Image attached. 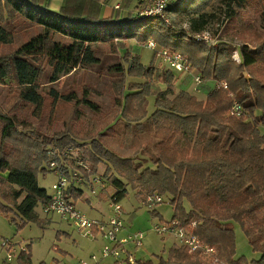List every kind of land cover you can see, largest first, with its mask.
<instances>
[{
    "label": "trees",
    "instance_id": "obj_1",
    "mask_svg": "<svg viewBox=\"0 0 264 264\" xmlns=\"http://www.w3.org/2000/svg\"><path fill=\"white\" fill-rule=\"evenodd\" d=\"M253 1L262 10L260 30H264V0H182L168 12L170 21L178 19L187 25V30L179 31L168 29L159 19L138 16L125 22H105L100 20L97 6L84 0L67 1L58 12H51L46 0H0V48L11 45L20 33L37 31L13 52L0 54V83H13L9 89L15 104L34 105L36 114L44 107L45 95L52 101V109L69 108L64 132L49 137H30L18 131L12 118L0 113V214L18 229L39 223L35 209L48 203L49 195L39 187L38 175L53 173L51 162L73 169L77 162L85 163L91 171L84 173L86 180L97 175L103 164V178L115 189L110 199L120 202L127 188L144 198L157 195L173 209L172 219L160 223L178 221L226 264H264V36L240 21V30L231 36L241 41L237 47L226 42L209 47L194 39L220 18L216 13L221 9L225 8L226 21H232L239 18L238 10ZM129 40L141 46L151 40L161 50L186 57L192 71L204 77L206 97L200 100L185 91L173 95V72L159 71L153 63L143 66L138 55L122 47ZM102 45H109L112 55L124 51V65H111L108 72L114 76V106L125 131L134 128L153 139L154 153H143L139 161L120 158L97 140H91L80 158L69 159L68 148H82L70 123L83 117V107L94 113L99 107L89 99L93 93L89 87H83L81 96L74 91L59 96L52 88L44 89L74 70L96 67ZM128 78L143 83L127 84ZM220 82L226 83L227 91L214 87ZM156 83L165 89L160 90ZM125 90L135 92L131 104H123ZM149 98L154 99L150 114ZM234 102L242 108L239 118L230 115ZM132 146L137 156L144 152L136 138ZM86 189L69 187L66 197L76 203ZM106 190L105 185L100 194ZM150 211L159 217L155 208ZM235 226L251 252L259 255L257 260L236 257ZM207 263L203 255L189 254L177 246L158 262ZM18 264H31L30 254L21 251Z\"/></svg>",
    "mask_w": 264,
    "mask_h": 264
},
{
    "label": "rangeland",
    "instance_id": "obj_2",
    "mask_svg": "<svg viewBox=\"0 0 264 264\" xmlns=\"http://www.w3.org/2000/svg\"><path fill=\"white\" fill-rule=\"evenodd\" d=\"M225 8L216 13L219 19L206 28L204 35L217 45L219 42H226L234 47L241 44L238 39H232L233 33L240 30V21L244 24L252 25L256 30L261 31L264 36V30H260L261 8L253 1L245 6L243 10H238L239 18L232 21H226L224 13ZM51 12H53L51 10ZM209 13H213L208 9ZM172 28L176 30H187V25L180 24L179 20L171 21ZM37 33L35 30H27L14 37L11 45L2 46L0 48L1 55H7L24 44L28 39ZM198 42V41H197ZM203 43V42H201ZM208 46V44L203 43ZM121 45V44H120ZM125 51H129L132 55H138L140 63L148 66L153 63L154 67L159 71L168 70L162 59L158 58L156 53L142 48L135 41L129 40L122 46ZM213 47V46H209ZM121 48V47H120ZM101 53L97 54L99 63L96 67L87 69H77L68 75L60 78L54 85H45L46 90L54 89L60 96L74 91L81 96L83 87H89L93 93L89 99L99 107V112H91L87 108H82L83 117L77 122H71V130L76 138V143L82 148H68V158L78 159L81 157L83 150L89 149L91 140L99 141L104 148L111 151L120 158L135 159L137 161L154 153L153 139L150 134H139L134 128L130 132L125 131V123L120 118V111L115 108V93L112 90L113 75L108 72V67L116 63H121L124 51H119L118 55L110 53L109 45L100 47ZM160 49L157 48V51ZM232 59L237 63L239 61L236 53H233ZM176 80L173 81L171 88L173 95L180 91L195 94L198 99L203 100L206 97L207 90L205 79L203 77V87L201 86L196 92L194 79L191 75L179 74L172 71ZM45 82V81H43ZM8 83V82H6ZM128 83H143L142 80L127 79ZM213 83V82H212ZM9 84L0 83V113L12 118L17 124V129L24 134L37 137L52 136L54 134L63 133L65 130L64 122L68 121V107L52 109L51 100L45 95V104L39 114H36V108L29 103L15 104L12 98L13 94L9 89ZM156 87L164 90L163 84L156 83ZM211 88V85L208 86ZM134 91L125 90L123 96V104H131ZM172 98V97H170ZM148 112H153V98H149ZM264 134V129H261ZM136 138L140 147L137 156L132 146L133 139ZM50 149V148H49ZM105 165L98 167L97 176L100 181H104L107 190L104 194L98 193L97 196H91L87 190H83L84 194L80 200L76 202V209L88 219H106L112 214L109 208V199L115 194V189L111 187L106 178H103ZM54 173H46L44 176L38 175V185L45 190L47 195L52 192V185L56 184ZM144 197L136 194L135 191L127 188V195L123 200L118 202L123 210V226L124 230L119 233V237L137 231L145 233L143 238V248L135 250L133 246H127L128 252L136 261H151L158 264L160 258H167V251L173 246L174 241L167 237H162L152 232L154 224L160 223V220L168 222L172 219L173 209L168 202H163L155 209L159 213V217H153L150 210L142 206ZM88 201V203H87ZM35 213L38 216L39 223H29L21 228H17L10 223L8 218L0 214V264L5 259L7 252H12L13 259L11 264H18V257L21 251L30 254L31 264H79L80 262L91 263V257L94 256L99 264H124L122 260L124 256H120L118 260L114 258L102 259V249L106 245L100 239H91L81 234L70 223L62 221L57 215H45L41 210V205L37 206ZM161 218V219H160ZM236 257L244 259L257 260L259 255L251 252L247 240L238 226L234 227ZM167 238V239H164ZM10 244V249H7Z\"/></svg>",
    "mask_w": 264,
    "mask_h": 264
},
{
    "label": "built area",
    "instance_id": "obj_3",
    "mask_svg": "<svg viewBox=\"0 0 264 264\" xmlns=\"http://www.w3.org/2000/svg\"><path fill=\"white\" fill-rule=\"evenodd\" d=\"M182 0H151L150 5L138 13L140 19H159L167 28H172L169 18V9L177 5H180ZM198 42L208 44V46H214V42L202 34L194 38ZM142 48L150 50L156 53L157 57L162 59L166 64L168 70L174 71L179 74L191 75L194 79L196 86V92L203 85V78L194 73L191 69V65L187 58L181 54L171 53L167 50L157 51L156 44L149 40L146 44L142 45ZM214 87L227 91V85L224 82L214 83ZM198 88V89H197ZM231 96V95H230ZM231 116L237 118L243 115L241 106L234 102L231 112ZM75 169L70 167L62 168L55 162H51L49 169L54 173L56 177V184L52 185V192L49 195V201L46 204L41 205V210L45 215H57L62 221L70 223L85 237H89L93 240L100 239L106 245L102 249V259L114 258L118 260L120 256H124L122 260L124 264H135V260L128 252L127 246H133L135 250H141L143 248V238L145 233L137 231L127 234L126 236L119 237V233L124 230L122 217L124 215L122 207L116 201L111 198L109 200V208L112 210V215L106 219H88L76 209V203L66 197V192L69 187L84 188L86 187L88 193L91 196H97L98 193L104 192L105 183L100 181L99 176L93 174L89 175L88 179L84 178L85 174H90V168L83 162L79 161L75 164ZM67 169L68 173L66 172ZM98 192V193H97ZM163 203L161 197L157 195H151L144 198L142 206L147 209H153ZM194 225L191 226L193 228ZM152 232L162 237H170L174 240V246L186 249L189 254H201L208 263L207 264H226L220 261L217 257V253L213 248L204 245L195 237L188 229L180 226L178 221H172L169 223H156L153 225ZM7 249H10V244ZM24 252V251H23ZM13 259L12 252H7L5 259L1 264H11ZM94 256L91 257V263L80 262L79 264H99L95 260Z\"/></svg>",
    "mask_w": 264,
    "mask_h": 264
},
{
    "label": "crops",
    "instance_id": "obj_4",
    "mask_svg": "<svg viewBox=\"0 0 264 264\" xmlns=\"http://www.w3.org/2000/svg\"><path fill=\"white\" fill-rule=\"evenodd\" d=\"M46 1L49 4L50 10H52L53 12H58L67 3V1L70 0H46ZM84 1L94 3V5H96L98 8L100 20L105 22L129 21L130 19L137 17L138 13L144 8L148 7L151 2V0H84ZM96 220H100V219H96Z\"/></svg>",
    "mask_w": 264,
    "mask_h": 264
}]
</instances>
